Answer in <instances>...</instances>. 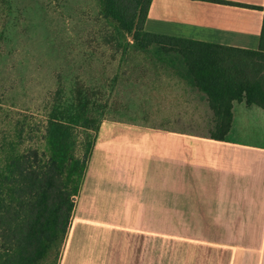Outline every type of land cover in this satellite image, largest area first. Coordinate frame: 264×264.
Masks as SVG:
<instances>
[{"label": "crops", "instance_id": "crops-1", "mask_svg": "<svg viewBox=\"0 0 264 264\" xmlns=\"http://www.w3.org/2000/svg\"><path fill=\"white\" fill-rule=\"evenodd\" d=\"M259 8L264 0H152L145 30L258 51ZM138 51L205 101L180 57ZM194 132L102 125L61 264H106L104 247L118 233L173 245L174 264H264V109L234 102L225 141ZM167 253L159 250L160 262Z\"/></svg>", "mask_w": 264, "mask_h": 264}, {"label": "trees", "instance_id": "trees-1", "mask_svg": "<svg viewBox=\"0 0 264 264\" xmlns=\"http://www.w3.org/2000/svg\"><path fill=\"white\" fill-rule=\"evenodd\" d=\"M99 2L102 17L115 31L109 44L122 57L131 49L147 51L155 46L183 60L194 88L212 112L208 138L226 140L234 102L264 109V21L260 48L250 51L146 31L152 0ZM5 3L11 18L0 42L10 45L16 39L20 11L15 0ZM115 82L82 83L73 72L61 74L47 117L44 150L18 149L24 128L19 132L21 142L10 144L4 165L0 161V264H61L98 134L117 110L111 100ZM80 133L85 136L81 158Z\"/></svg>", "mask_w": 264, "mask_h": 264}, {"label": "rangeland", "instance_id": "rangeland-1", "mask_svg": "<svg viewBox=\"0 0 264 264\" xmlns=\"http://www.w3.org/2000/svg\"><path fill=\"white\" fill-rule=\"evenodd\" d=\"M15 4L20 11L16 39L10 45L0 42L2 165L10 144L21 142L22 128L24 142L18 149L44 150L58 77L67 72L75 73L82 83L116 79L111 100L117 110L102 124L103 131L120 125H183L196 131L190 136H208L212 113L206 101L171 80L173 72L166 73L152 54L131 49L122 57L120 50L109 44L115 31L102 17L99 0H15ZM10 18L5 0H0V33ZM78 137L77 156L81 158L85 136L80 133ZM118 234L104 247L106 264H174L173 245L162 246L153 235L149 243L146 238ZM163 248L168 253L160 262L159 250Z\"/></svg>", "mask_w": 264, "mask_h": 264}]
</instances>
